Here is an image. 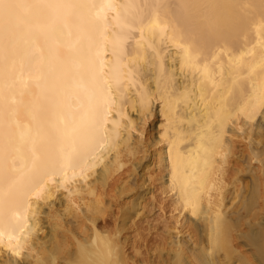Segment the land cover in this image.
Masks as SVG:
<instances>
[{
	"label": "bare ground",
	"instance_id": "6f19581e",
	"mask_svg": "<svg viewBox=\"0 0 264 264\" xmlns=\"http://www.w3.org/2000/svg\"><path fill=\"white\" fill-rule=\"evenodd\" d=\"M63 2L99 4L103 0ZM112 2L166 5L158 10H144V25L159 24L153 30L146 27L144 36L145 41H154L160 49L157 70L137 76L130 89L127 81H122L118 87L121 69L110 43L122 31L114 19L116 12L107 14L105 35L108 40L99 47L94 44L90 51L86 41L79 38V22L75 17H68L66 22H52L45 17L31 16V27L22 28L19 54L23 65L18 60L11 77L5 73V86L0 91V124L15 142H24L25 147L37 132L45 143L53 141L55 147L59 140L56 126H63L61 116L71 119L83 110L82 106L87 107L89 101L84 93L69 87L60 98V104L54 107L48 88L55 75L83 45L97 71L104 74V93L108 101L115 99L121 113H131L130 97L136 96L139 111L130 122L134 130H124L125 139L120 142L119 152H113L109 167L101 169L98 162L95 168L87 170L90 186L83 180L72 183L69 194L65 188L52 185L44 199L33 198L27 210L28 219L22 218L19 224L13 215L15 205H6L0 213L5 244L9 232L15 230L16 235H20V227L30 224L31 230L24 240L30 264H99L100 261L105 264H117V261L119 264H171L177 260L186 264H264V168L259 157L253 159L249 154L250 137H254L252 147L260 148V123L253 128V120L247 119V132L240 137L234 135L240 131L237 121L233 132L227 135L231 152L222 165L218 161L222 160L224 149L217 145L216 152L211 151L208 129L216 115L214 109L220 106L217 101L235 112L252 93L254 82L262 75L260 69L249 77L244 67L240 79L236 80L227 57L212 61L209 55L211 81L194 68L185 67L181 71V56L170 39L171 29H167V35L164 29V21L175 18L186 37L185 21L179 18L176 8L181 0ZM119 11L123 16V10ZM25 15L23 7H14L8 14L13 25ZM260 19L254 18L232 39L229 49L233 55L247 53L256 45L255 58L258 59L259 37L251 25ZM139 27L138 24L135 38L123 46L129 54L133 53L140 36ZM242 59L248 62L254 57L245 55ZM204 62L201 57L200 64ZM165 64L167 87L165 81L160 80V66ZM138 89L146 93L143 106L139 104ZM99 102L103 110L108 111L109 105L104 103L103 97H99ZM85 156L86 149L78 143L73 159L77 172ZM25 162L17 159V168ZM97 169H101L99 178ZM72 171L68 169L69 175ZM91 190L95 191L94 196L89 194ZM186 200L190 203H185ZM20 211L23 217L24 210ZM218 218L222 223L218 224ZM107 220L112 222L111 229L106 225ZM6 252L7 248L0 246V260L5 264Z\"/></svg>",
	"mask_w": 264,
	"mask_h": 264
},
{
	"label": "snow or ice",
	"instance_id": "6c2138e0",
	"mask_svg": "<svg viewBox=\"0 0 264 264\" xmlns=\"http://www.w3.org/2000/svg\"><path fill=\"white\" fill-rule=\"evenodd\" d=\"M14 7L25 8L26 15L13 25L8 14ZM215 7L212 4L201 3L199 0H181L176 5L177 15L185 22L209 19ZM160 8H166V5L161 3H145L143 6L117 4L112 0H103L99 4L63 2V0H57V2H53V0H33V2L0 0V91L5 86V73L11 77L18 60L21 66L23 65V59L19 54L23 35L22 28L31 27L29 22L31 16L45 17L52 22L58 20L66 22L68 17H75L79 22L77 24L79 38L86 41L87 49L90 51L94 44L99 47L101 43L108 40L105 32L108 27L107 14L110 12L117 13L114 19L122 29L121 33L110 41L113 44V54L118 57V67L121 69L117 77V85L120 87L122 81H127L130 89L135 85L137 76L155 72L158 68L157 60L160 58V49L155 46L154 41H145L144 36L146 27L153 30L159 24L152 22L149 25H144V10ZM119 10H123V16ZM138 24L140 25L138 29L140 36L136 39L133 53L129 54L123 50V46L126 41L135 38ZM169 28L172 33L170 39L175 43L179 50L178 55L181 56V71L185 67L194 68L211 81L209 55H211L212 61L223 60L224 57H227L229 69L235 74L236 80L240 79V72L244 67L247 68L249 77L257 68L260 69L262 75L254 82L252 93L243 103L239 104L235 112L226 109L223 104L217 101L220 106L214 109L216 115L212 119V123L208 125V129L212 144L211 151L215 153L217 145L224 149L222 160L218 161L222 165L231 152V143L227 140V135L233 132L237 121L240 123V131L234 132V135L240 137H243L247 132V119L253 120V128L256 123H260V148L256 150L252 147L254 137H250L249 154L253 159L259 157L261 166L264 168V119H262L264 118V18L251 25V29H254L259 37L257 45L261 51L258 59L255 58L256 45L249 52L241 53L240 56L233 55L229 45L210 50L197 49L188 42L175 18L164 21L165 35ZM25 55L28 53L26 52ZM245 55L253 56L254 60L245 62L242 59ZM201 57L205 61L203 65L200 64ZM120 61L123 62L120 63ZM219 66L222 68L223 63ZM160 70L162 73L160 80H164L165 87H167L164 75L167 71L166 64L161 65ZM160 80H158V84ZM213 83L215 82L213 81ZM8 86H12L10 79ZM69 87L75 89L77 93H84L88 97L89 103L87 107L82 106L83 110L73 115L71 119L65 120L63 115L61 116L60 120L63 126H56L59 140L55 147L52 146L53 141L45 143L44 137L39 132L28 139L27 147H25L24 142H15L11 134L6 133L0 124V213L3 212L6 205H15L16 210L13 215L18 224L22 218L28 219L27 210L31 208L33 198L37 201L44 199L50 193L52 185L57 188H65L69 194H71L72 183H79L80 180H83L85 185L90 186L87 170L95 168L98 162L101 169L109 167L113 159V152H119L120 142L125 139L124 130L127 129L130 132L134 130V127L130 126V122L134 120V113L139 111L136 107V96L130 97L133 101L131 113L127 111L121 113L115 99L108 101L107 95L104 93V74L102 71H97L94 62L85 53L83 45L55 75L48 88L51 93L49 100L54 107L60 104V98ZM109 92H111V88H109ZM138 92L139 104L143 106L146 93L140 92L139 89ZM99 97H103L104 103L109 105L108 111L103 110V104L99 102ZM201 99L203 101L204 97L202 96ZM94 100L97 102L93 103ZM150 103L149 100V106ZM78 143L86 149L84 164L80 166L79 172L76 171L77 165L73 162L75 147ZM17 159H24L26 162L17 168ZM69 168L73 169L71 175L68 172ZM101 169H97V178L100 176ZM89 194L94 196L95 191L91 190ZM185 203H190V200H186ZM21 209L24 210L23 217ZM102 210L101 208L100 211ZM220 223L222 221L218 218V224ZM30 230L31 225L28 224L20 227V235H16L15 230L9 232L6 244L5 233L0 230V246L7 248L6 264H30L24 243L27 232ZM110 255L111 251H109ZM0 264H5V262L0 260ZM99 264H105V262L100 261ZM117 264H119L118 261ZM171 264H186V262L177 260Z\"/></svg>",
	"mask_w": 264,
	"mask_h": 264
},
{
	"label": "clouds",
	"instance_id": "9594fccd",
	"mask_svg": "<svg viewBox=\"0 0 264 264\" xmlns=\"http://www.w3.org/2000/svg\"><path fill=\"white\" fill-rule=\"evenodd\" d=\"M215 5L207 20L185 22L186 39L194 48L214 49L229 45L254 18H264V0H200Z\"/></svg>",
	"mask_w": 264,
	"mask_h": 264
},
{
	"label": "rangeland",
	"instance_id": "374dc122",
	"mask_svg": "<svg viewBox=\"0 0 264 264\" xmlns=\"http://www.w3.org/2000/svg\"><path fill=\"white\" fill-rule=\"evenodd\" d=\"M100 223L101 222H99V225H100ZM106 225H108V228H109V226L112 227V222L110 220L109 221L107 220V224ZM109 229H111V228H109ZM77 264H80V263H77Z\"/></svg>",
	"mask_w": 264,
	"mask_h": 264
}]
</instances>
